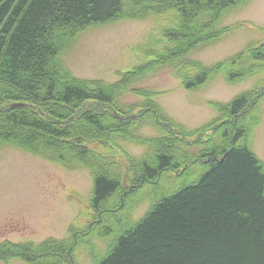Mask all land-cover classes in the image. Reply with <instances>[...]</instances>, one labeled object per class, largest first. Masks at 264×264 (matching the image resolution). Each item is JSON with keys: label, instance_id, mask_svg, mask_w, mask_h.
<instances>
[{"label": "trees", "instance_id": "obj_1", "mask_svg": "<svg viewBox=\"0 0 264 264\" xmlns=\"http://www.w3.org/2000/svg\"><path fill=\"white\" fill-rule=\"evenodd\" d=\"M251 1L0 0V148L84 169L92 179L85 227L70 225L62 240L2 242L0 262L78 264L84 249L92 264H264V163L251 148L264 97V43L212 66L189 58L238 28L216 24ZM164 14L176 19L163 29L167 46L146 53L149 60L118 82L80 80L63 66L61 55L81 32ZM166 68L187 91L217 77L229 85L262 79L226 104L208 102L218 119L188 130L163 113L154 92L132 89ZM127 92L145 103L120 105ZM149 122L157 137L134 133ZM122 142L145 153L132 157ZM93 143L108 149L96 151ZM146 199L147 210L133 220Z\"/></svg>", "mask_w": 264, "mask_h": 264}, {"label": "rangeland", "instance_id": "obj_2", "mask_svg": "<svg viewBox=\"0 0 264 264\" xmlns=\"http://www.w3.org/2000/svg\"><path fill=\"white\" fill-rule=\"evenodd\" d=\"M173 15L119 21L83 31L61 55L62 64L80 80L118 82L122 73L149 60L145 57L146 53L152 52L155 55L167 46L162 43V32L164 28L175 25ZM236 25L238 28H234L209 47L197 49L189 58L204 66H212L243 51L249 44L264 43V0H252L242 8L228 12L217 22L216 27ZM260 79L262 78L256 77L229 85L222 77H217L198 90L187 91L181 86L173 69L166 68L139 78L132 89L154 92L156 95L153 101L168 118L188 130H194L218 119L219 115L208 102L226 104L241 93L253 89ZM144 103V99L131 92L119 99V104L124 106ZM259 113L260 124L253 133L251 148L264 163V97L259 103ZM134 133L142 137L159 135V131L150 122L135 129ZM122 146L132 157H140L146 150L128 142H122ZM89 147L99 152L108 149V146L96 143ZM199 150V147L190 149L192 152ZM117 159L126 171L128 166L125 155L119 153ZM130 176L126 175L125 186L128 185ZM91 190L92 179L84 169L68 171L60 165L12 146L1 147L0 244L5 241L39 244L49 238L65 239L70 225L83 228L89 223L92 212L89 208ZM148 203L149 199H146L132 212L133 220L144 214ZM94 242L97 249L105 250L104 242ZM76 256L78 264H92L86 250H78ZM0 264L26 263L11 260Z\"/></svg>", "mask_w": 264, "mask_h": 264}]
</instances>
